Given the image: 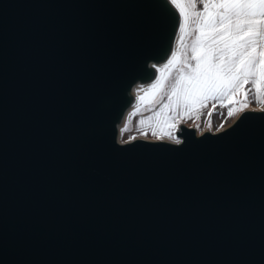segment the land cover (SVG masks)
<instances>
[{"label": "water", "instance_id": "95a60500", "mask_svg": "<svg viewBox=\"0 0 264 264\" xmlns=\"http://www.w3.org/2000/svg\"><path fill=\"white\" fill-rule=\"evenodd\" d=\"M174 22L160 0H0V264H264V111L116 140Z\"/></svg>", "mask_w": 264, "mask_h": 264}, {"label": "snow or ice", "instance_id": "6c2138e0", "mask_svg": "<svg viewBox=\"0 0 264 264\" xmlns=\"http://www.w3.org/2000/svg\"><path fill=\"white\" fill-rule=\"evenodd\" d=\"M200 4L202 8L196 0H188L186 5L191 10L190 16L196 18V32L201 29L223 30L213 31L202 43L214 51V60L225 55L226 65L216 70L189 71L191 83L185 86V90L198 93L202 100H207L213 93L229 95L242 84L251 86L245 89L246 95L251 89L259 92L258 85L264 86V59H257L252 49L258 40H264V0H200ZM181 15H184V9H181ZM198 43H201L199 35L193 41V53ZM192 59H196L195 55ZM196 67L199 69V61ZM171 87L173 90L180 87V79L173 80Z\"/></svg>", "mask_w": 264, "mask_h": 264}, {"label": "rangeland", "instance_id": "374dc122", "mask_svg": "<svg viewBox=\"0 0 264 264\" xmlns=\"http://www.w3.org/2000/svg\"><path fill=\"white\" fill-rule=\"evenodd\" d=\"M184 7L187 20L190 22L191 10L186 5ZM178 32L179 30L176 28L173 35L176 36ZM181 40L180 53H175L173 48L168 47L166 53L162 54V61L164 63H169V61H179L178 65L182 63L183 57H186L185 47L187 39L183 36ZM177 67L171 70L163 83L150 96H148L149 91L138 95L136 110L127 117L120 130L119 139L122 143L135 139L149 141L176 140L180 138L176 135V132L181 125H186V127L192 128L198 133H218L230 127L243 113L264 110V91H253L251 95H246L237 100L220 101L212 103L210 106L205 104L196 109L192 107L189 112L178 113L175 116L169 113V117L167 116V119H164L163 122L160 119L162 118L161 115H167V113L162 111L163 109L168 110V105L164 100L168 98V86L173 73L177 72ZM160 75L159 69L156 68L143 81L155 83ZM122 117L123 114L117 124L121 121Z\"/></svg>", "mask_w": 264, "mask_h": 264}, {"label": "crops", "instance_id": "0c3cea01", "mask_svg": "<svg viewBox=\"0 0 264 264\" xmlns=\"http://www.w3.org/2000/svg\"><path fill=\"white\" fill-rule=\"evenodd\" d=\"M183 1V3H182ZM188 0H181L182 5H187ZM197 5L202 8V4H200V0H196ZM209 11H212L210 8ZM179 16V20L177 23V29L180 30L182 25V17ZM186 15V23L182 28V36L181 38L186 37L187 43H186V57H183L182 63L178 65V62H175L174 65L177 67V72L173 73V76L170 80L169 86H168V98L164 100L166 104L168 105V110L163 109L162 112L167 113V115H161L162 118H160L163 122L164 119H167V116L172 115L175 116L178 113H184L189 112L194 107L195 109L204 106L205 104L210 106L212 103H218L220 101L226 102V101H233L237 100L241 97L246 96L245 89H249L251 86L249 84H242L238 89L231 92L229 95H224L221 93H213L207 100H202V98L199 96L198 93L192 92L190 90L186 91L185 86L190 84L191 81L189 80V71L196 72V71H204L205 69L211 68L212 70L219 69L226 65V56L221 55L219 60H214V51L211 49L210 46L204 45L202 43L203 39L207 35H211L213 31H223L220 28L215 29H208L204 30L201 29L199 33L196 32V18L191 17L190 22L187 20ZM197 35L200 36L201 43H198L195 49V52L193 53V41L196 40ZM252 52L257 56V59H264V40H258L256 46L252 49ZM193 55H195L196 59H192ZM197 61H199V69H197ZM187 64L188 67H184V65ZM176 78L180 79V87H178L176 90H173L171 87V83ZM260 87V91H264V86L258 85ZM253 91H256L255 89H251L247 95H251ZM171 97V99H169ZM264 110H257L254 112H261ZM169 117V116H168ZM186 126V125H184Z\"/></svg>", "mask_w": 264, "mask_h": 264}, {"label": "bare ground", "instance_id": "6f19581e", "mask_svg": "<svg viewBox=\"0 0 264 264\" xmlns=\"http://www.w3.org/2000/svg\"><path fill=\"white\" fill-rule=\"evenodd\" d=\"M159 1V0H158ZM162 7L168 11L173 13L175 16V22L172 30L174 31V27L178 23L179 16L182 17V26L185 25L186 23V12H185V7L182 5L181 0H176V3H172V0H160ZM179 5V7L177 6ZM181 9H184V15H181ZM183 28V27H182ZM171 30V35L168 37L166 42L164 43L160 54L150 58L147 61L146 68L152 72L156 70V68L159 69L161 75L158 77L155 83H150V81L144 82L143 79L138 77L136 80H134L127 88H126V97L127 100L129 101L130 104L124 109L123 117L121 121L117 124L116 128V140L118 143H122L119 139V133L122 128L123 123L127 119L129 115H131L135 110H136V104H137V98L138 95L142 92L149 91L148 96H150L153 91H155L164 81L165 77L171 72V70L175 67V62L171 63H164L162 61V54H165L167 51V48H173L175 53H180V48H181V36H182V29L180 28L178 34L176 36L173 35V31ZM155 66V67H154ZM176 71V70H175ZM203 133H198L195 131V138H198L202 135ZM182 139L178 138L176 140H168L174 143H179Z\"/></svg>", "mask_w": 264, "mask_h": 264}]
</instances>
